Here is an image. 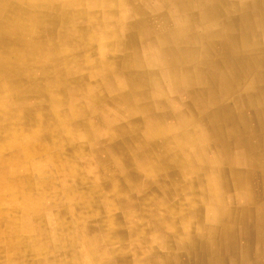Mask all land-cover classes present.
Listing matches in <instances>:
<instances>
[{"label":"crops","instance_id":"1","mask_svg":"<svg viewBox=\"0 0 264 264\" xmlns=\"http://www.w3.org/2000/svg\"><path fill=\"white\" fill-rule=\"evenodd\" d=\"M263 3L0 0V264H264V131L178 130L263 97Z\"/></svg>","mask_w":264,"mask_h":264},{"label":"bare ground","instance_id":"2","mask_svg":"<svg viewBox=\"0 0 264 264\" xmlns=\"http://www.w3.org/2000/svg\"><path fill=\"white\" fill-rule=\"evenodd\" d=\"M98 2H99V0H98ZM183 2V1H182ZM220 2H222V1H220ZM184 3V2H183ZM186 3V2H185ZM258 3V2H257ZM100 4V3H99ZM196 4V3H195ZM216 4V3H215ZM214 4V5H215ZM221 4V3H220ZM264 4V3H263ZM65 5V4H64ZM69 5V4H68ZM103 5H105V3L103 4ZM110 5H111V3H110ZM181 5V4H180ZM36 6V5H35ZM67 6V5H66ZM185 6H186V4H185ZM184 6V7H185ZM16 7V6H15ZM34 7V6H33ZM98 7V6H97ZM124 7V6H123ZM182 8V7H181ZM219 8V7H218ZM46 9H48V8H46ZM61 9H63V8H61ZM60 9V10H61ZM110 9V8H109ZM112 9V8H111ZM184 9V8H183ZM185 9H187L186 7H185ZM13 10V9H12ZM15 10V9H14ZM82 10V9H81ZM213 10V9H212ZM62 11V10H61ZM16 12V11H15ZM80 12V11H79ZM113 12V11H112ZM35 13V12H34ZM39 13V12H38ZM37 13V14H38ZM44 13V12H43ZM110 13V12H109ZM207 13H208V11H207ZM212 13V12H211ZM21 14V13H20ZM41 13H39L38 15H40ZM48 14V13H47ZM192 14V13H191ZM195 14V13H194ZM8 15V14H7ZM41 15H43V14H41ZM208 15V14H207ZM24 16H26V15H24ZM184 16L185 15H183V18H184ZM209 16V15H208ZM81 17V16H80ZM177 17V16H176ZM180 17H181V15H180ZM193 17V16H192ZM44 18V17H43ZM88 18V17H87ZM194 18V17H193ZM32 19V18H31ZM178 18H176L175 20H177ZM196 19H197V17H196ZM39 20V19H38ZM49 20V19H48ZM51 20V19H50ZM182 20V19H181ZM61 21V20H60ZM101 21V20H100ZM178 21V20H177ZM185 21V20H184ZM208 21H209V18H208ZM34 22V21H33ZM40 22V21H39ZM56 22V21H55ZM144 22V21H143ZM214 22V21H213ZM52 23V22H51ZM118 23V22H117ZM178 23V22H177ZM197 23H199L198 22V20H197ZM212 23V22H211ZM210 23V24H211ZM33 24H37V23H33ZM46 24V23H45ZM64 24V23H63ZM87 24V23H86ZM130 24V23H129ZM141 24V23H140ZM139 24V25H140ZM200 24V23H199ZM214 24V23H213ZM3 25V24H2ZM65 25V24H64ZM259 25V24H258ZM261 25H262V23H261ZM95 26V25H94ZM211 26V25H210ZM67 27V26H66ZM65 27V28H66ZM263 27V26H262ZM2 28V27H1ZM54 28V27H53ZM64 28V29H65ZM140 28V27H139ZM174 28H175V32H177V33H184V32H186V29H185V24H175L174 25ZM17 29V28H16ZM18 29H19V27H18ZM34 29H35V27H34ZM45 29V28H44ZM242 30H243V28H241ZM55 30V29H54ZM171 30V29H170ZM18 31V30H17ZM37 32V31H36ZM43 32V31H42ZM173 32V31H172ZM15 33V32H14ZM38 33V32H37ZM43 33H45V32H43ZM92 33V32H91ZM94 33V32H93ZM174 33V32H173ZM52 34H54L53 33V31H52ZM113 34V33H112ZM200 34V33H199ZM198 34V35H199ZM245 34V33H244ZM3 35V34H2ZM18 35V34H17ZM56 35V34H55ZM61 35V34H60ZM185 35V34H184ZM215 35V34H214ZM243 35V34H242ZM250 35V34H249ZM94 36H95V34H94ZM133 36V35H132ZM139 36V35H138ZM189 36H191V35H189ZM52 37V36H51ZM197 37V36H196ZM212 37V36H211ZM210 38V37H209ZM71 39V38H70ZM133 40H134V38H133ZM188 40V39H187ZM242 40V39H241ZM244 40V39H243ZM250 40V39H249ZM164 41V40H163ZM247 41H248V39H247ZM114 42V41H113ZM244 42V41H243ZM242 42V43H243ZM36 43V42H35ZM47 43V42H46ZM134 43H135V41H134ZM170 43V42H169ZM262 43V42H261ZM69 44V43H68ZM98 44V43H97ZM139 44V43H138ZM44 45V44H43ZM206 45V44H205ZM58 46V45H57ZM179 46V45H178ZM242 46V45H241ZM173 47V46H172ZM234 47V46H233ZM239 47V46H238ZM237 47V48H238ZM249 48H250V46H249ZM254 48V47H253ZM114 49V48H113ZM210 49V48H209ZM238 49H240V48H238ZM257 49V48H256ZM82 50V49H81ZM173 50H174V48H173ZM206 50V49H205ZM139 51H141V50H139ZM208 51V50H207ZM211 51V50H210ZM238 51H240V50H238ZM237 51V52H238ZM164 52V51H163ZM240 53V52H239ZM37 54V53H36ZM78 54V53H77ZM76 54V55H77ZM174 54V53H173ZM245 54V53H244ZM248 54V53H247ZM107 55V54H106ZM127 55V54H126ZM125 55V56H126ZM164 55V54H163ZM186 55V54H185ZM205 55H207V54H205ZM240 55V54H239ZM75 56V55H74ZM115 56V55H114ZM195 56V55H194ZM197 56V55H196ZM209 56V55H208ZM207 56V57H208ZM78 57H79V55H78ZM130 58V57H129ZM116 59V58H115ZM120 59V58H119ZM59 60V59H58ZM76 60V59H75ZM79 60V59H78ZM137 60V59H136ZM88 61V60H87ZM119 60H117V62H118ZM172 61V60H171ZM86 62V61H85ZM110 62V61H109ZM116 62V61H115ZM139 62V61H138ZM186 62V61H185ZM24 63V62H23ZM72 63V62H71ZM74 63V62H73ZM144 63H146V62H144ZM172 63V62H171ZM14 64V63H13ZM116 64V63H115ZM141 64V63H140ZM120 65V64H119ZM12 66H14V65H12ZM78 66V65H77ZM112 66V65H111ZM130 66V65H129ZM44 67V66H43ZM138 67V66H137ZM45 68V67H44ZM48 69V68H47ZM74 69H75V67H74ZM97 69H99V68H97ZM178 69V68H177ZM20 71V70H19ZM43 71V70H42ZM41 71V72H42ZM73 71V70H72ZM49 72V71H48ZM124 72H126V71H124ZM129 72V71H128ZM127 72V73H128ZM171 72V71H170ZM199 72V71H198ZM13 73V72H12ZM11 73V74H12ZM60 73V72H59ZM154 73V72H153ZM159 73V72H158ZM19 74V73H18ZM42 74V73H41ZM50 74V73H49ZM60 74H62V73H60ZM182 74H184V76L182 77V79L184 80H186V81H189V80H191V79H193V77H191V76H188V75H186L185 73H182V72H177V79H180L181 80V76H182ZM17 75V74H16ZM127 75V74H126ZM125 74H124V76H126ZM157 75V74H156ZM160 75V74H159ZM175 75H176V72H175ZM198 75V74H197ZM252 75V74H251ZM53 76V75H52ZM78 76V75H77ZM205 76V75H204ZM120 77V76H119ZM118 77V78H119ZM234 77H236L238 80L239 79H242L241 78V76H239L238 74H236ZM251 77V76H250ZM42 78H44V77H42ZM171 78H175V76L174 75H172V77ZM197 78V77H196ZM262 78H263V74H259V71H258V74H257V79H259V80H262ZM25 79V78H24ZM128 79H129V75H128ZM131 80V79H130ZM202 80V79H201ZM229 80H230V78L228 77V76H226V81L227 82H229ZM18 81V80H17ZM20 81V80H19ZM89 81V80H88ZM129 81V80H128ZM136 81V80H135ZM112 82V81H111ZM132 82V81H131ZM245 82V81H244ZM248 82V81H247ZM262 82H263V80H262ZM38 83V82H37ZM101 82H99V84H100ZM255 83V82H254ZM213 84V83H212ZM98 85V84H97ZM96 85V86H97ZM138 85V84H137ZM27 86V85H26ZM256 86H257V84H256ZM82 87V86H81ZM14 88V87H13ZM18 88H19V86H18ZM253 88V87H252ZM20 89V88H19ZM65 89V88H64ZM248 89H250V88H247V90ZM255 89H257L258 91H260V89L258 88V87H255ZM21 90V89H20ZM26 90V89H25ZM54 90V89H53ZM94 90V89H93ZM215 90V89H214ZM29 91V90H28ZM44 91V90H43ZM63 91V90H62ZM99 91V90H98ZM39 92V91H38ZM45 92V91H44ZM81 92V91H80ZM213 92V91H212ZM36 93V92H35ZM63 93V92H62ZM92 93V92H91ZM96 93V92H95ZM219 93V92H218ZM237 93V92H236ZM242 93V92H241ZM241 93H239L238 94V96H237V98L236 99H234L233 97H231L230 96V98H227V100H226V104H225V110H224V112H225V114H220V115H222V116H224V118H222V119H219L218 118V116L215 114V112H214V110H212V108L211 109H207L206 108V106L204 105L203 107L205 108V109H203V108H201V109H199V111H200V118H199V125H197V124H195L194 122H192L190 119V121H187V120H183V119H181L180 121H179V127H178V130H180V129H188L189 130V132L190 131H196V130H203V131H212L214 134L215 133H218V131H236V133L238 134V142H236V143H239V147H241V149H242V151L244 152V151H247L248 152V154H250V152H251V142H250V139H249V137H250V134H252L253 133V131H264V95H263V97H258V98H253V99H251V101H249L248 100V98L247 97H245L244 95H243V93L241 94ZM216 94V93H215ZM19 95V94H18ZM18 95H16V96H18ZM21 95H22V93H21ZM212 95V94H211ZM58 96V95H57ZM67 96V95H66ZM140 96V95H139ZM255 96V95H254ZM44 97V96H43ZM64 97V96H63ZM100 97H101V95H100ZM104 98H105V96H103ZM27 98V97H26ZM160 98V97H159ZM25 99V98H24ZM214 99V98H213ZM96 100V99H95ZM94 100V101H95ZM23 101V100H22ZM213 101H215V100H213ZM254 101V102H253ZM80 103V102H79ZM40 104V103H39ZM184 104V103H183ZM190 104V103H189ZM219 105V104H218ZM37 106H39V105H37ZM212 106H213V108H214V104H212ZM27 107V106H26ZM251 108H253V109H257V111L256 112H254V113H251V116L252 117H250L249 115H247V113L245 112V110L246 109H251ZM37 109V108H36ZM221 109V108H220ZM262 109V110H261ZM23 110V109H22ZM217 110V109H216ZM26 111V110H25ZM24 111V112H25ZM249 111V110H248ZM66 112H68V111H66ZM222 112V111H221ZM37 113V112H36ZM204 114L207 116V115H209V117L208 118H206L205 116H204ZM191 116V115H190ZM141 117V116H140ZM197 117V116H196ZM204 117V118H203ZM220 117V116H219ZM45 118V117H44ZM181 118V117H180ZM193 119V118H192ZM56 120V119H55ZM88 120V119H87ZM129 120V119H128ZM137 120V119H136ZM150 120H152V119H150ZM197 120V119H196ZM138 121V120H137ZM39 122V121H38ZM51 122V121H50ZM30 123H31V121H30ZM36 123V122H35ZM86 123V122H85ZM136 123V122H135ZM139 123V122H138ZM53 124H54V121H53ZM128 124V123H127ZM202 124H203V126H202ZM85 125V124H84ZM6 126V125H5ZM10 126V125H9ZM9 126H8V128H9ZM15 126V125H14ZM154 126H155V124H154ZM187 126H188V128H187ZM12 127H13V125H12ZM21 127H23V126H21ZM41 127H42V125H41ZM40 127V128H41ZM142 127V126H141ZM37 128H39V127H37ZM111 128V127H110ZM114 128V127H113ZM10 129V128H9ZM16 129V128H15ZM43 129V128H42ZM11 130V129H10ZM86 130H87V128H86ZM113 130V129H112ZM135 130V129H134ZM133 130V131H134ZM187 130V131H188ZM37 131V130H36ZM49 131V130H48ZM238 131V132H237ZM211 132V133H212ZM19 133V132H18ZM27 133H29L28 131H27ZM35 133V132H34ZM194 133V132H193ZM195 133H197V132H195ZM255 133V132H254ZM118 134V133H117ZM34 135V134H33ZM41 135V134H40ZM172 135V134H171ZM179 135V134H178ZM184 136H186V135H188V134H183ZM192 135V134H191ZM257 135V134H256ZM161 136V135H160ZM166 136V135H165ZM258 136V135H257ZM58 137V136H57ZM180 137V136H179ZM183 137V136H182ZM194 137V136H193ZM49 138V137H48ZM45 139H46V137H45ZM132 139V138H131ZM258 139H259V137H258ZM33 140V139H32ZM41 140V139H40ZM133 140V139H132ZM166 140V139H165ZM195 140V139H194ZM202 140V139H201ZM2 141V140H1ZM4 141V140H3ZM31 141V140H30ZM46 141V140H45ZM71 141V140H70ZM190 141V140H189ZM196 141V140H195ZM194 141V142H195ZM19 142L20 141H16V142H14V143H18L19 144ZM33 142V141H32ZM187 142V141H186ZM200 142V141H199ZM258 142V141H257ZM14 143H12V144H14ZM66 143V142H65ZM182 143V142H181ZM180 143V144H181ZM229 143V142H228ZM29 144V143H28ZM33 144V143H32ZM53 144H54V142H53ZM55 144H57V143H55ZM61 144V143H60ZM193 144V143H192ZM196 144H197V142H196ZM3 145H4V143H3ZM42 145V144H41ZM189 145V144H188ZM1 146V145H0ZM59 146V145H58ZM257 146H259V145H257ZM19 147V146H18ZM25 147H28V146H25ZM225 147V149H227V147L226 146H224ZM22 148V147H21ZM137 148V147H136ZM250 148V149H249ZM260 148V147H259ZM214 149V148H213ZM239 149V148H238ZM18 150V149H17ZM16 150V151H17ZM24 150V149H23ZM189 150V149H188ZM3 151V150H2ZM10 151H11V149H10ZM118 152V151H117ZM151 152V151H150ZM224 152H227V154H229V152L227 151V150H224ZM259 152V151H258ZM71 153V152H70ZM191 153V152H190ZM15 154V153H14ZM13 153L12 154H10V152H9V155H14ZM16 154H17V152H16ZM42 154V153H41ZM134 154H135V152H134ZM8 155V156H9ZM127 155V154H126ZM125 155V156H126ZM129 155V154H128ZM154 155V154H153ZM1 156V155H0ZM4 156V155H3ZM16 156V155H15ZM133 156V155H132ZM142 156V155H141ZM165 156V155H164ZM167 156V155H166ZM185 156V155H184ZM178 157V156H177ZM189 157V156H188ZM218 157V156H217ZM143 158H145V157H143ZM153 158H155V157H153ZM164 158V157H163ZM228 158V157H227ZM108 159V158H107ZM149 159V158H148ZM219 159V158H218ZM256 159V158H255ZM16 160V159H15ZM110 160V159H109ZM155 160V159H154ZM175 160H176V157H175ZM182 160V159H181ZM216 160V159H215ZM262 160V159H261ZM99 161V160H98ZM130 161V160H129ZM212 161H213V159H212ZM72 162H74L73 160H72ZM151 162V161H150ZM68 163V162H67ZM157 163H158V161H157ZM191 163V162H190ZM178 164V163H177ZM206 164V163H205ZM236 164V163H235ZM250 164H252V163H250ZM185 165V164H184ZM128 167V166H127ZM159 167V166H158ZM234 167H236V166H234ZM264 167V166H263ZM172 168V167H171ZM185 168V167H184ZM155 169H156V167H155ZM165 169V168H164ZM245 169V168H244ZM163 170V169H162ZM165 170H167V169H165ZM169 170V169H168ZM180 170V169H179ZM136 172V171H135ZM220 172V171H219ZM232 172L234 173V175H237L238 177H240V173H239V171L238 170H236V168H234L233 170H232ZM181 173V172H180ZM3 174H4V172H3ZM136 174V173H135ZM217 174V173H216ZM2 175V174H1ZM182 175H183V172H182ZM209 175V174H208ZM215 175V174H214ZM123 176V175H122ZM138 176V175H137ZM218 176V175H217ZM157 177V176H156ZM195 177V176H194ZM193 177V178H194ZM244 177V176H243ZM124 178V177H123ZM261 178V177H260ZM132 179V178H131ZM235 179V178H234ZM248 179V178H247ZM261 180V179H260ZM26 181V180H25ZM246 181V180H245ZM127 182V181H126ZM130 182V181H129ZM166 182V181H165ZM233 182H234V180H233ZM21 183V182H20ZM133 183V182H132ZM160 183H163V182H161L160 181ZM210 184V183H209ZM245 184H246V182H245ZM256 184V183H255ZM167 185V184H166ZM99 185H97V187H98ZM251 186V185H250ZM259 186V185H258ZM13 187V186H12ZM18 187V186H17ZM120 187V186H119ZM138 187V186H137ZM235 187V186H234ZM240 187V186H239ZM243 187V186H242ZM248 187V186H247ZM166 188V187H165ZM246 188V187H245ZM98 189V188H97ZM140 189V188H139ZM157 189V188H156ZM164 189V188H163ZM193 189V188H192ZM239 189V188H238ZM242 189V188H241ZM154 190V189H153ZM237 190V189H236ZM98 191V190H97ZM199 191V190H198ZM225 191H226V188H225ZM235 191V190H234ZM153 192H155V191H153ZM204 192V191H203ZM159 194H160V192H158ZM182 193V192H181ZM260 193V192H259ZM6 194V193H5ZM158 194V195H159ZM218 194H221V193H219L218 192ZM235 194V193H234ZM1 195V194H0ZM3 195V194H2ZM14 195H16V194H14ZM144 195V194H143ZM145 196V195H144ZM148 197V196H147ZM189 197V196H188ZM194 198V197H193ZM249 198V197H248ZM260 198V197H259ZM150 199V198H149ZM171 199V198H170ZM198 199V198H197ZM152 200V199H151ZM186 201V200H185ZM188 201V200H187ZM210 201V200H209ZM237 201V200H236ZM193 202V201H192ZM114 204V203H113ZM224 204V203H223ZM256 204V203H255ZM149 205V204H148ZM151 205V204H150ZM37 206V205H36ZM155 206V205H154ZM193 206V205H192ZM221 206V205H220ZM152 207V206H151ZM190 207V206H189ZM243 209H245L246 208V206H243L242 207ZM40 209V208H39ZM226 209V208H225ZM251 209V208H250ZM179 211H180V209H179ZM248 212V211H247ZM179 213V212H178ZM227 213V212H226ZM127 214V213H126ZM131 215V214H130ZM217 216H218V214H217ZM222 216V215H221ZM172 217V216H171ZM179 218V217H178ZM131 219V218H130ZM191 219V218H190ZM247 219V218H246ZM146 220V219H145ZM189 221V220H188ZM193 221H195V220H193ZM192 221V222H193ZM223 221V220H222ZM246 221V220H245ZM23 222V221H22ZM191 222V223H192ZM190 223V222H189ZM244 223H246V222H244ZM195 224V223H194ZM6 225V224H5ZM13 225V224H12ZM190 225V224H189ZM224 225V224H223ZM7 226H9L8 225V223H7ZM239 226V225H238ZM147 227V226H146ZM183 227V226H182ZM200 228V227H199ZM184 229H185V227H184ZM189 229V228H188ZM232 230V229H231ZM179 231V230H178ZM201 231V230H200ZM237 231V230H236ZM8 232V231H7ZM233 232V231H232ZM262 232V231H261ZM200 233V232H199ZM237 234V233H236ZM235 234V235H236ZM194 236V235H193ZM231 236V235H230ZM250 236V235H249ZM264 237V236H263ZM171 241V240H170ZM255 242V241H254ZM85 243V242H84ZM240 245V244H239ZM86 246V245H85ZM217 246V245H216ZM243 247V246H242ZM255 247V246H254ZM253 247V248H254ZM172 248V247H171ZM174 248V247H173ZM240 248V247H239ZM114 250V249H113ZM169 250H171V249H169ZM8 252V251H7ZM82 252V251H81ZM163 253V252H162ZM20 254V253H19ZM174 255V254H173ZM3 256V255H2ZM20 256V255H19ZM159 256V255H158ZM218 256V255H217ZM159 258V257H158ZM173 258V257H172ZM150 259V258H149ZM199 260H200V257H199ZM219 260V259H218ZM110 261V260H109ZM35 263V262H34ZM181 263H182V258H181ZM57 264V263H56ZM65 264V263H64ZM149 264V263H148ZM188 264V263H187Z\"/></svg>","mask_w":264,"mask_h":264}]
</instances>
